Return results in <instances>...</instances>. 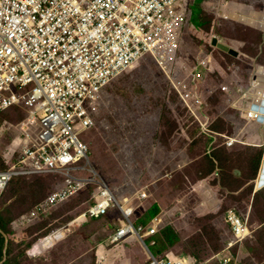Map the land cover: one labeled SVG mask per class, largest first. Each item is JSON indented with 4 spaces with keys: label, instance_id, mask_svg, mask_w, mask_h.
Instances as JSON below:
<instances>
[{
    "label": "rangeland",
    "instance_id": "rangeland-1",
    "mask_svg": "<svg viewBox=\"0 0 264 264\" xmlns=\"http://www.w3.org/2000/svg\"><path fill=\"white\" fill-rule=\"evenodd\" d=\"M242 8L263 12L264 0H193L192 30L185 33L180 53L165 71L148 55L122 73L107 89L104 103L108 104L102 108L98 123L85 134L91 146L88 166L104 177L118 202L139 204L137 223H148L149 209L157 204L156 215L162 218L164 229L171 228L178 236L174 246L160 254L171 252L196 264H218L214 256L230 236L224 212L231 208L246 217L254 229L253 238L240 245L246 246L243 252L248 251L241 262L264 263V187L256 189L264 155V124L238 119L227 105L235 101L241 103L242 112L248 111L264 93L259 84L252 85L245 99L252 78L257 71L262 72L257 67L264 70V30L229 16ZM213 36L234 47L238 55L213 46ZM200 57H208L213 69L198 87L206 101L203 116L208 125L212 122L209 128L227 136L238 133L235 139L244 144L222 145L224 137L201 132L198 122L191 121L193 116L183 111L172 82L188 83ZM223 82L234 88L229 102L217 88ZM244 90L245 95H241ZM26 117L22 108L0 112V171L13 165L9 157ZM260 152V165L254 174V158ZM63 178L57 172L21 175L0 192V213L8 220L7 229L12 234L8 259L20 264H149L150 243L153 240L158 245V234L145 242L150 251L135 237L119 245L111 243L110 235L121 223L117 213L81 221L52 240L48 249L45 245L42 252L31 253L34 246L46 242V236L67 227L86 211L97 192L96 186L90 185L32 226L14 230V221L32 211ZM197 185H201L198 190L194 189ZM205 189L218 203L215 210L202 205L207 201L209 208L214 202L202 198ZM138 191L148 192L145 203L136 200ZM236 248L233 251L238 252Z\"/></svg>",
    "mask_w": 264,
    "mask_h": 264
},
{
    "label": "built area",
    "instance_id": "built-area-1",
    "mask_svg": "<svg viewBox=\"0 0 264 264\" xmlns=\"http://www.w3.org/2000/svg\"><path fill=\"white\" fill-rule=\"evenodd\" d=\"M192 5L193 0H0V112L27 111L20 123L22 135L9 157L13 165L0 171V192L17 176L51 172L64 176L32 211L14 221L16 228L32 226L94 184L97 192L82 221L117 213L121 223L110 235L111 243L119 245L135 237L148 248L145 242L164 229L159 215L148 223H137L139 204L117 201L104 177L88 166L91 146L85 134L98 123L108 104L104 103L107 89L122 73L148 55L163 71L167 69L180 53L185 33L192 30ZM211 72L210 59L200 57L188 83L172 82L181 107L193 116L192 122H198L201 132L224 137L222 145L244 144L235 139L238 133L227 136L212 131V122L208 125L203 116L206 101L198 87ZM252 85L253 78L246 95V89L241 94L246 100ZM217 88L229 102L231 84L223 82ZM227 105L238 119L257 123L262 115L251 109L244 117L241 103ZM138 194L136 200L141 203L148 197L147 191ZM223 222L230 236L214 258L218 264H234L238 258L232 250L252 239L254 229L232 208L224 212ZM149 264L196 262L171 252H150Z\"/></svg>",
    "mask_w": 264,
    "mask_h": 264
},
{
    "label": "crops",
    "instance_id": "crops-1",
    "mask_svg": "<svg viewBox=\"0 0 264 264\" xmlns=\"http://www.w3.org/2000/svg\"><path fill=\"white\" fill-rule=\"evenodd\" d=\"M233 12H236L238 14V19H236V20H238L240 22H243V23L248 18L254 19L256 21H261V22L264 21V11L262 12V11H259V10L255 11V10H252V9L242 8V9H240L238 11L237 10H233ZM259 30H261V29H259ZM257 68L262 70V72L261 71L260 72L257 71V72L264 74V70L261 69L260 66H258ZM259 87L261 88L262 91H264L263 78H262V82H259ZM257 123L260 124L261 122H257ZM200 186L201 185L196 187V190H198ZM209 196H210V192L208 194L202 196V198L203 197L208 198ZM145 202L146 201L144 200L143 203H145ZM2 216H3V214L0 213V264H20L16 260L8 259V250H9L10 245H11L12 234H11V232H9V230H5V228H3L1 226L2 225V221H1ZM12 227L15 228L14 230L17 229L15 227V225L12 226ZM241 246H237L236 250H238V252L232 250L234 252V254L237 255V258H238L234 264H243L241 262V257H243L245 254H248V251L247 252H243L242 251V249H244L246 246L242 247V248H241ZM256 264H260V263H256ZM261 264H264V263H261Z\"/></svg>",
    "mask_w": 264,
    "mask_h": 264
},
{
    "label": "trees",
    "instance_id": "trees-1",
    "mask_svg": "<svg viewBox=\"0 0 264 264\" xmlns=\"http://www.w3.org/2000/svg\"><path fill=\"white\" fill-rule=\"evenodd\" d=\"M264 23V21H263ZM261 30H264V29H261ZM259 82H262V78L260 79ZM261 152L257 154V156L254 158V174L257 173V170H258V167L260 165V159H261ZM199 185H197L198 187ZM196 189V187L194 188ZM261 189V187H260ZM259 190V189H257ZM205 195L209 193V190L208 189H205L204 191ZM206 199H210V201H214L212 202V206L208 208L207 206V201H203V204L204 205L203 207L204 208H207V210L211 211V210H215L218 203L216 202L215 199H212L210 196ZM159 211V207L157 204H154L150 209H149V216H150V219L153 218L157 212ZM1 221H2V227L5 228V230H8L7 229V223H8V220L2 216L1 218ZM82 220H78L74 225L73 227H76L78 226V224H80ZM146 221V220H144ZM47 237V236H46ZM156 237V236H155ZM155 240H158V245H154L152 246L153 247V250H152V253L154 255H159L162 251V249H165L166 247H172L174 246V244L178 241V236L176 235V233L171 229V228H168L166 227L165 229L161 230L159 232V234L157 235L156 239ZM50 246H47V248H49Z\"/></svg>",
    "mask_w": 264,
    "mask_h": 264
},
{
    "label": "water",
    "instance_id": "water-1",
    "mask_svg": "<svg viewBox=\"0 0 264 264\" xmlns=\"http://www.w3.org/2000/svg\"><path fill=\"white\" fill-rule=\"evenodd\" d=\"M229 16L234 18V19H238V14L236 12L231 11L229 13ZM244 23L252 25L254 27H257L258 29H264V23L261 21H256L254 19L248 18ZM211 44L215 47H217L218 49H221L222 51L232 55V56H237L238 55V51L232 47L231 45L220 41L216 36H213L211 38ZM258 74V72H257ZM255 76V79H253V85H257L259 84V80L261 78L260 75ZM264 77V76H263ZM263 83H264V79H263ZM256 94V90L254 91ZM259 95L256 94V97H258ZM261 99H259L258 101L255 100V97L253 98L256 102V105L253 106V109L256 111H259L262 115L258 118V120L261 122V124H264V93H263V97L259 96ZM259 180V187L263 186L264 184V160L261 163V167L259 170V175H258Z\"/></svg>",
    "mask_w": 264,
    "mask_h": 264
},
{
    "label": "bare ground",
    "instance_id": "bare-ground-1",
    "mask_svg": "<svg viewBox=\"0 0 264 264\" xmlns=\"http://www.w3.org/2000/svg\"><path fill=\"white\" fill-rule=\"evenodd\" d=\"M249 111V110H248ZM248 111H244V115H247ZM259 178L256 180V189H260L259 187ZM262 187V186H261ZM78 220H84V212L81 213L79 216H77L75 219H73L67 227H64V228H60L59 230L55 231L54 233L52 234H49L47 237H46V242H43L41 245H37V246H34V248L31 250V252L33 253L34 251H38V252H42L45 248V245L47 246H51L52 244L51 241L52 240H56V239H59L63 236V233L66 232V230H69L70 228L73 227V225L78 221ZM46 243V244H45Z\"/></svg>",
    "mask_w": 264,
    "mask_h": 264
},
{
    "label": "flooded vegetation",
    "instance_id": "flooded-vegetation-1",
    "mask_svg": "<svg viewBox=\"0 0 264 264\" xmlns=\"http://www.w3.org/2000/svg\"><path fill=\"white\" fill-rule=\"evenodd\" d=\"M241 113H242V115H243V116H246V115H244V113H243V112H241Z\"/></svg>",
    "mask_w": 264,
    "mask_h": 264
},
{
    "label": "clouds",
    "instance_id": "clouds-1",
    "mask_svg": "<svg viewBox=\"0 0 264 264\" xmlns=\"http://www.w3.org/2000/svg\"><path fill=\"white\" fill-rule=\"evenodd\" d=\"M260 122V121H259ZM83 222V221H82Z\"/></svg>",
    "mask_w": 264,
    "mask_h": 264
}]
</instances>
